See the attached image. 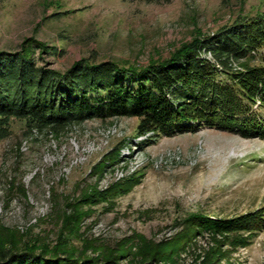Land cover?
I'll return each mask as SVG.
<instances>
[{
	"label": "rangeland",
	"instance_id": "374dc122",
	"mask_svg": "<svg viewBox=\"0 0 264 264\" xmlns=\"http://www.w3.org/2000/svg\"><path fill=\"white\" fill-rule=\"evenodd\" d=\"M257 14L264 0H0V49L28 41L62 70L80 58L143 65ZM262 51L252 64L262 62ZM138 123L136 116L92 118L31 133L12 118L0 141V246L12 238L20 246L64 242L81 256L123 251L120 264L136 263L145 249L161 254L155 264H264V226L203 227L264 215V136L203 126L144 137ZM135 154L144 163L118 178Z\"/></svg>",
	"mask_w": 264,
	"mask_h": 264
},
{
	"label": "trees",
	"instance_id": "16d2710c",
	"mask_svg": "<svg viewBox=\"0 0 264 264\" xmlns=\"http://www.w3.org/2000/svg\"><path fill=\"white\" fill-rule=\"evenodd\" d=\"M32 47L27 41L19 50L0 49V141L11 133L12 118L24 119L31 133L64 131L92 118L136 116L137 132L149 137L203 126L264 136V114L258 111L264 109V14L237 17L143 65L80 58L62 70ZM41 50L47 51L43 45ZM256 50H263V59L252 64ZM203 225L219 232L251 229L264 226V215L251 212ZM7 241L8 246L1 240L0 264H120L125 256L113 250L81 256L64 242L38 247L35 241ZM141 252L134 264H155L161 256L157 249Z\"/></svg>",
	"mask_w": 264,
	"mask_h": 264
},
{
	"label": "bare ground",
	"instance_id": "6f19581e",
	"mask_svg": "<svg viewBox=\"0 0 264 264\" xmlns=\"http://www.w3.org/2000/svg\"><path fill=\"white\" fill-rule=\"evenodd\" d=\"M150 133L143 134L144 137L149 135ZM142 139V138H141ZM170 154V153H169ZM176 154V153H175ZM131 161L127 164L125 169H119L116 171V176L118 178H121L122 176H125L126 174H130L135 172L145 161V158L143 156H140V154H135ZM172 156V155H170ZM175 156V155H174ZM179 156V155H178ZM176 157V156H175ZM158 162L156 161V166ZM2 208V207H1Z\"/></svg>",
	"mask_w": 264,
	"mask_h": 264
}]
</instances>
